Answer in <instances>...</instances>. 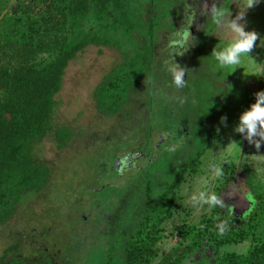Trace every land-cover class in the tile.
<instances>
[{
  "label": "rangeland",
  "instance_id": "374dc122",
  "mask_svg": "<svg viewBox=\"0 0 264 264\" xmlns=\"http://www.w3.org/2000/svg\"><path fill=\"white\" fill-rule=\"evenodd\" d=\"M156 1L159 2L156 16L160 26L154 69L151 77L132 93L119 115H101L94 95L97 86L123 62V53L116 47L91 45L70 63L61 91L55 98L50 130L31 147L34 163L50 173L48 184L41 193L29 196L13 216L0 225V262L3 257L8 260L16 257L24 264H49L46 257H51L53 264H105L108 254H115L119 244L115 239L121 220L116 211L122 195L123 199L136 196L133 183L146 173L160 181L171 177L176 158L188 161L196 152L205 149L212 132H218L214 140L221 138V143L211 149L214 154L230 142L238 143L241 153L233 147L229 159L246 163L264 182V158L256 156L264 155V143L257 151L234 131L239 116L253 104L261 80L264 0L245 11V30L255 31L260 37L250 54L253 60L244 58L241 67L231 74L232 69H217L211 57L217 44L225 46V34L216 30L210 32L213 23L200 13L205 3L209 7L212 3L224 4L234 18L243 0ZM11 3L15 4L16 0ZM186 5L189 13L192 10L196 13L192 24L188 25L194 42L183 55L174 56L175 62L188 70L186 86L177 91L164 62L182 42L175 34L185 26ZM143 7L147 8V4ZM148 17L149 14L144 15L145 22ZM205 34H210L208 41H205ZM135 37L139 39L140 35ZM118 42L121 48L129 50L127 40ZM222 117H226V121L222 122ZM62 129L69 131L70 138L60 145L57 132ZM180 135H184L182 144L176 143ZM148 144L156 146V152L150 150ZM130 153L139 158L134 160L135 167L124 171L123 180L118 181L109 168L115 159ZM204 176L188 180L182 191L185 187L189 191L198 189L199 180ZM144 183L145 187L150 181ZM156 187L152 185L154 190ZM182 197L183 208L188 209L189 216L187 212L177 215L168 224L164 249L179 242L175 230L185 218L188 222L197 219L184 203L186 197ZM222 198L234 220H244L248 216L252 202L242 188L241 176H237V181ZM205 212L207 206L198 214V219ZM169 233L174 234L169 236ZM247 245L230 250L243 252Z\"/></svg>",
  "mask_w": 264,
  "mask_h": 264
},
{
  "label": "trees",
  "instance_id": "16d2710c",
  "mask_svg": "<svg viewBox=\"0 0 264 264\" xmlns=\"http://www.w3.org/2000/svg\"><path fill=\"white\" fill-rule=\"evenodd\" d=\"M157 4L156 0H16L15 4L0 0V225L48 184L50 173L34 163L31 147L50 130L55 98L66 70L80 53L88 46L104 45L116 47L124 55L94 95L97 111L106 117L119 115L132 93L151 77L160 26ZM146 14L147 22L143 19ZM213 30L214 25L210 32ZM207 34L205 41L210 38ZM118 40H127L129 50L121 48ZM259 91H264V76ZM215 133L209 136L206 148L188 161L176 158L171 177L160 181L146 173L133 183L134 188L130 186L136 189V196L123 199L122 195L116 211L121 220L115 239L119 244L105 264H264V182L246 163L233 159L224 165L225 178L214 182V190L223 195L241 176L242 188L252 202L248 216L234 220L226 206L203 213L199 223L185 218L175 230L179 242L164 249L168 224L188 211L182 205L183 186L205 175L207 150L221 143V138L214 140ZM69 138L68 130L57 132L60 145ZM118 160L109 172L120 181L127 162ZM146 180L150 184L144 187ZM151 183L157 185L155 190ZM217 217L229 220L223 237L217 234ZM245 243L243 252L230 250ZM46 259L53 264L51 257ZM0 264L24 263L16 257H3Z\"/></svg>",
  "mask_w": 264,
  "mask_h": 264
},
{
  "label": "clouds",
  "instance_id": "9594fccd",
  "mask_svg": "<svg viewBox=\"0 0 264 264\" xmlns=\"http://www.w3.org/2000/svg\"><path fill=\"white\" fill-rule=\"evenodd\" d=\"M258 3L259 0H243L240 10L234 18H232L229 8L224 4L218 6L216 3H212L210 7L207 3L203 5V10L200 14L206 15L208 20H211L216 32L225 34V46L221 47L217 44L211 53L217 69H232L229 73L231 74L236 68L241 67L244 58L253 60L250 54L253 52L256 41L260 37L255 31H246L245 24L242 21L245 19V11L253 8ZM186 9L185 26H182L175 34L182 38V42L178 48L173 49L170 53V58L164 62L166 70L172 76V82L177 91L186 86L185 74L186 72L188 73V70L175 62L174 56L183 55L194 42V38L188 30V25L192 24L196 13L195 10L189 13L187 5ZM213 35H216L215 32ZM261 46H264V40H261ZM260 76H264V74ZM226 119V117H222L221 121L224 122ZM234 131L241 134L249 144L254 145L259 151L262 143H264V91L255 93V103L251 104L250 108L239 116V124ZM182 143L183 138L180 140V144ZM233 147L241 153L240 147L236 142H230L226 148L216 154L211 149H208L204 158L205 176L199 180L200 187L191 191L185 187L182 191V195L186 197L184 203L193 210L194 216L197 217L195 221L197 223H199L198 214L205 206H207V211L209 212L214 208L223 209L227 206L222 194H218L214 190V182H223L225 178L224 165L230 163V149ZM256 156L264 158V155ZM228 195L231 196V192ZM216 219L218 221L216 224L217 234L223 237L229 230V220H220L219 217ZM199 226L200 228L204 227L202 224Z\"/></svg>",
  "mask_w": 264,
  "mask_h": 264
},
{
  "label": "flooded vegetation",
  "instance_id": "af4514ba",
  "mask_svg": "<svg viewBox=\"0 0 264 264\" xmlns=\"http://www.w3.org/2000/svg\"><path fill=\"white\" fill-rule=\"evenodd\" d=\"M184 135H180V137L178 138V140H176L177 142L178 141H180L181 140V137H183ZM167 138V137H166ZM160 142H161V140H160ZM160 142H158V144L160 143ZM157 144V145H158ZM175 145H176V143L173 145V147H175ZM156 149V146L154 147V150ZM143 156H144V154H143ZM139 158V156H137V155H135V154H133V153H130V154H127V155H125V156H122L121 158H118L119 160V162H120V160H122L123 161V159H124V161L125 162H127V167H125V171H127L128 169H133L134 167H135V162H134V160H136V159H138ZM121 165V163L119 164L118 163V167ZM121 167V166H120ZM135 170V169H134Z\"/></svg>",
  "mask_w": 264,
  "mask_h": 264
},
{
  "label": "crops",
  "instance_id": "0c3cea01",
  "mask_svg": "<svg viewBox=\"0 0 264 264\" xmlns=\"http://www.w3.org/2000/svg\"><path fill=\"white\" fill-rule=\"evenodd\" d=\"M244 21H242V23H243Z\"/></svg>",
  "mask_w": 264,
  "mask_h": 264
}]
</instances>
